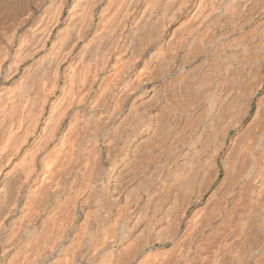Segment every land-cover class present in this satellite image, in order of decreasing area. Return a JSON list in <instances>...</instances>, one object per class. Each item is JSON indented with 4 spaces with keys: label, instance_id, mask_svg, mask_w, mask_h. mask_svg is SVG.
Wrapping results in <instances>:
<instances>
[{
    "label": "bare ground",
    "instance_id": "1",
    "mask_svg": "<svg viewBox=\"0 0 264 264\" xmlns=\"http://www.w3.org/2000/svg\"><path fill=\"white\" fill-rule=\"evenodd\" d=\"M46 1L0 0V264H264V0H49L21 33Z\"/></svg>",
    "mask_w": 264,
    "mask_h": 264
},
{
    "label": "rangeland",
    "instance_id": "2",
    "mask_svg": "<svg viewBox=\"0 0 264 264\" xmlns=\"http://www.w3.org/2000/svg\"><path fill=\"white\" fill-rule=\"evenodd\" d=\"M34 4L35 3H30L29 4V8L31 7V6H34ZM49 4V0L48 1H46L45 3H43V5H41L40 7H38V9H36L37 7H35L36 6V4H35V9L33 8V7H31L30 8V10L32 11V14H31V12L29 13L30 14V16H29V18H28V21H27V25L25 24L22 28H21V33H24V32H30V31H33V30H35L34 28L37 26V25H39V23H38V21L40 20V17H42V13H43V9L47 6ZM34 10V11H33ZM32 15V16H31ZM25 16H28V15H25ZM39 18V19H38ZM30 19V20H29ZM37 21V22H36ZM36 22V23H35ZM38 23V24H37ZM36 25V26H35ZM38 27V26H37ZM42 54V55H41ZM40 55H38L37 57H35V58H33V59H31V60H29V62L27 61V62H25L24 64H23V66H22V70H23V68L25 69L26 67H27V65L28 66H31V64H34L35 63V60L37 59H39V57L40 58H42L45 54H46V52H42ZM19 77H21V75L19 76ZM18 77V78H19ZM264 93V88L263 89H261V91H260V95H262Z\"/></svg>",
    "mask_w": 264,
    "mask_h": 264
}]
</instances>
